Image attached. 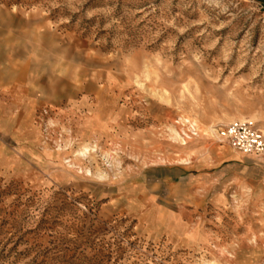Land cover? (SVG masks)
<instances>
[{
    "label": "rangeland",
    "instance_id": "374dc122",
    "mask_svg": "<svg viewBox=\"0 0 264 264\" xmlns=\"http://www.w3.org/2000/svg\"><path fill=\"white\" fill-rule=\"evenodd\" d=\"M264 0H0V264H264Z\"/></svg>",
    "mask_w": 264,
    "mask_h": 264
},
{
    "label": "built area",
    "instance_id": "2783aa9c",
    "mask_svg": "<svg viewBox=\"0 0 264 264\" xmlns=\"http://www.w3.org/2000/svg\"><path fill=\"white\" fill-rule=\"evenodd\" d=\"M218 136L231 148L245 154L261 156L264 154V136L247 121H235L218 131Z\"/></svg>",
    "mask_w": 264,
    "mask_h": 264
},
{
    "label": "crops",
    "instance_id": "0c3cea01",
    "mask_svg": "<svg viewBox=\"0 0 264 264\" xmlns=\"http://www.w3.org/2000/svg\"><path fill=\"white\" fill-rule=\"evenodd\" d=\"M248 156H251L252 157L253 155H248ZM254 157H258V156H254Z\"/></svg>",
    "mask_w": 264,
    "mask_h": 264
}]
</instances>
